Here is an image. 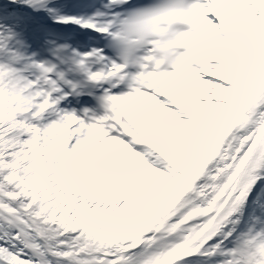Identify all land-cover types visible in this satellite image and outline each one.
Returning <instances> with one entry per match:
<instances>
[{
	"label": "snow or ice",
	"instance_id": "6c2138e0",
	"mask_svg": "<svg viewBox=\"0 0 264 264\" xmlns=\"http://www.w3.org/2000/svg\"><path fill=\"white\" fill-rule=\"evenodd\" d=\"M0 264H264V0H0Z\"/></svg>",
	"mask_w": 264,
	"mask_h": 264
}]
</instances>
